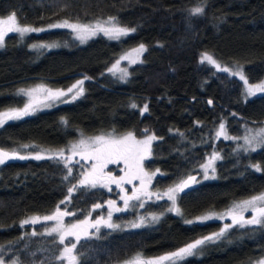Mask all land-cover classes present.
I'll use <instances>...</instances> for the list:
<instances>
[{
  "label": "trees",
  "instance_id": "1",
  "mask_svg": "<svg viewBox=\"0 0 264 264\" xmlns=\"http://www.w3.org/2000/svg\"><path fill=\"white\" fill-rule=\"evenodd\" d=\"M198 6L204 7V13L192 14ZM13 12L19 22L33 27L114 16L120 26L136 31L118 40L101 33L83 43L65 28L30 33L23 39L8 33L0 48V111L21 107L26 96L17 90L31 83L66 88L84 76L90 79L76 100L6 121L0 126V149L31 156L40 147L66 146L81 132L144 135L148 129V134L162 138L153 142L152 156L144 162L148 171L160 169L151 182L158 191L191 173L201 176L200 165L214 151L222 157L214 164L215 179L199 180L177 195L182 215L167 211L171 201L166 197L146 201L142 211L165 214L158 223L132 228L122 223L133 217L134 208L124 210L115 217L119 228L101 226L97 236L81 239L78 250L86 254L82 264H124L137 253L152 259L175 251L218 232L225 223L211 219L189 225L185 220L264 190V149L246 152L239 139L216 137L220 123L227 135L237 138L247 125L264 123V93L246 97L239 76L201 63L202 53L208 52L222 67L235 71L242 66L248 83L260 81L264 0H0V17ZM141 43L147 48L140 57L143 62L128 66L126 81L107 71ZM32 44L58 46L33 49ZM144 104L149 110L141 114ZM27 144L32 145L25 149ZM252 164L262 170L255 171L249 167ZM81 171L77 165L65 181L66 169L56 160L14 159L0 165V254L5 261L18 257V264H57L53 257L60 248L54 242L58 237L41 235L50 222L21 227L20 221L50 214ZM106 198L101 188H82L61 208L76 213L68 221L82 220L89 212L95 217L99 210H92V205ZM33 229L36 236L31 235ZM71 242L72 237L65 241L69 246ZM263 255L264 228L249 226L233 228L183 264H252Z\"/></svg>",
  "mask_w": 264,
  "mask_h": 264
},
{
  "label": "snow or ice",
  "instance_id": "2",
  "mask_svg": "<svg viewBox=\"0 0 264 264\" xmlns=\"http://www.w3.org/2000/svg\"><path fill=\"white\" fill-rule=\"evenodd\" d=\"M206 2L207 0H204V3ZM204 11V7L198 6L192 9L191 13L194 15H202ZM55 28L70 29L75 34L76 39L82 43L101 33L110 39L118 40L122 36H127L136 31L135 28L120 26L117 17L114 16H108L106 19L97 18L93 22L88 23H82L79 19L75 22L69 19H64L49 24L47 28L33 27L30 25L22 26L17 21L16 13L13 12L6 20L0 18V48L4 47L5 36L8 33L18 34V36L23 39L27 34L43 32ZM57 46L58 45L55 44L31 45L33 49L53 48ZM146 50V46L141 43L138 47L131 49L130 52L120 56L119 59L107 69V71L113 75L118 74L120 80L126 81L130 73L127 68L120 67L121 61L127 60L130 64H136L138 62L142 63L143 61L140 60L139 57H141ZM205 61L214 65L218 70L228 72L234 76H239L247 85L245 88L246 97L254 96L257 93H264V81L249 84L244 75L242 66L238 65L235 71L226 66L222 67L213 55L208 52H204L201 55V63ZM88 79H90V77L84 76L83 79L77 80L67 89H52L45 84L36 85L34 88L18 89V94L27 96L28 101L22 108H11L7 111L0 112V126H3L6 121L18 120L37 111L38 101L35 95L37 92L44 93L43 99L45 101H60L62 103H67L69 101L63 98L68 97L69 94H71L70 99L72 101L76 100L83 95V85ZM208 103L211 104L212 101H208ZM44 106L52 107L53 104L47 103ZM131 107L136 108L138 106L132 104ZM148 110V104H144L141 109V114L148 112ZM62 123L67 125L68 121L62 118ZM143 134V139H137L131 131L120 134L119 136L113 131L107 134H100L91 137H85L81 132L80 139L77 142L70 143L67 148H60L57 150L41 149L39 152H36L31 156L20 155L18 151L8 152L4 149H0V165H4L8 161L14 159L56 160L66 169L67 174L62 177L65 181H68L73 176V168L77 165L84 169V171H81L79 176L76 177V182L67 187V195L55 206V209L50 214L43 216L33 215L20 221L21 227L30 224L35 225L42 222H52V224L47 227L41 235L53 236L55 234V236L58 237L54 242L60 245V248L58 254L53 257V260L56 261L57 264H82V258H84L86 254L78 250V244L81 239H89L93 236H97L100 232L101 226L109 229L119 228L120 225L111 222L113 210L118 212L124 211L128 207V202L130 200L139 201L141 200V197L151 199L153 196L159 200L167 197V199L171 201V207H169L167 211L182 215L180 209L176 206L177 195L191 185L200 183V181L197 180L196 176L187 175L185 179H181L174 186L169 187L163 195L149 192L148 187L151 185L152 179L156 174L160 172V169L148 173L144 168V162L152 156L153 142L162 138L157 137L154 132L148 134V129H144ZM181 135L183 134L181 133ZM221 136L225 139H243L244 144L239 147H242L246 152H255L258 149H264V127L259 129H248L247 134L244 137L237 138L227 135L225 124L220 123L216 131V137L219 138ZM23 147L27 149L29 146L25 145ZM45 152H48L49 154L44 155L43 153ZM77 156H79L85 163L81 164V160H76L75 158ZM219 159H222V157L218 152L214 151L208 160L200 165V168L203 170L204 179L216 178L214 164L215 161ZM120 162H123L125 166L124 175L117 177L113 176L110 172L105 171L109 164H119ZM249 167L257 172L262 170L259 164H252ZM209 170L212 172L211 176H209ZM136 180L139 181V187L133 184V181ZM125 183L132 185L131 195H127L128 190L123 187ZM113 184L120 187L125 193V195L121 197L124 202V208L115 207L116 202L109 200L106 202L109 206L107 218L104 216H98L93 221L90 219L91 212H89L84 219L76 220L74 223L65 224V217L76 215L74 212H70L67 209L62 210L61 208L62 205L71 202L73 193L82 188H106L108 191H111V185ZM140 206L143 207V203H141ZM102 207H104L103 204L96 203L92 205V210L100 209ZM249 210H251L252 215L250 218H246L244 213ZM164 214V212L159 214H149L147 222L151 224L158 223ZM211 219H218L220 221L230 219V222L224 223L218 232L195 239L193 242H189L175 251L168 252L152 259H144L140 253H137L135 256L125 261L124 264H183V261L187 258L198 255L204 246L214 244L225 238L226 234L233 228L243 229L249 226H260L264 228V193L254 195L246 200L234 202L222 213L209 212L196 217L194 220H185V223L189 225L193 223H204ZM145 222L146 218L140 217L138 222H133L130 226L132 228H140L145 226ZM92 229L95 231H90ZM31 235H37L35 229H33ZM69 237L74 238V242H71L70 246L65 243ZM2 247L3 246H0V249H2ZM0 264H5V257L2 254H0ZM10 264H18V257L11 259ZM258 264H264V259L260 260Z\"/></svg>",
  "mask_w": 264,
  "mask_h": 264
},
{
  "label": "rangeland",
  "instance_id": "3",
  "mask_svg": "<svg viewBox=\"0 0 264 264\" xmlns=\"http://www.w3.org/2000/svg\"><path fill=\"white\" fill-rule=\"evenodd\" d=\"M10 15V14H9ZM9 15H6V16H2V17H0V18H2V19H7V17L9 16ZM106 19V18H105ZM17 21H18V19H17ZM62 21V20H61ZM71 21H73V20H71ZM73 22H75V21H73ZM80 22H82V23H88V22H93V21H88V22H83V21H80ZM18 23L20 24V25H29V24H24V23H21V22H19L18 21ZM30 26H32V25H30ZM72 34H73V36L75 37V34L72 32ZM76 38V37H75ZM139 46V45H138ZM138 46H136V47H138ZM136 47H133V48H136ZM133 48H131V49H133ZM131 49H129V50H127L125 53H127V52H130L131 51ZM125 53H123L122 55H124ZM121 55V56H122ZM119 59V58H118ZM139 59H140V57H139ZM130 65V63H129V61H127V60H124V61H121V64H120V67L121 68H128V66ZM112 66V65H111ZM118 75V74H117ZM261 81H264V77L260 80V81H258V82H256V83H259V82H261ZM244 82V81H243ZM75 83V82H74ZM74 83H72V84H74ZM39 84H45V85H47L45 82H42V81H38V82H35V83H31V84H29L28 86H23V87H21V88H25V89H27V88H34L36 85H39ZM71 84V85H72ZM250 84V83H249ZM253 84V83H252ZM71 85H69L68 87H70ZM244 85H245V88L247 87V85L244 83ZM49 87V86H48ZM68 87H66V88H63V87H60V88H63V89H67ZM50 88V87H49ZM52 89H57V88H52ZM36 98H37V101H38V104H37V110H41V109H46V108H49V107H45L44 105L45 104H47V103H52L53 104V106L54 105H56V104H58V103H60V101H56V102H52V101H45L44 99H43V97H44V93L43 92H37L36 94ZM70 96H71V94H69V96L68 97H65V98H63V99H67V100H70ZM27 101H28V97L26 96V100H25V103H27ZM24 103V104H25ZM24 104L21 106V107H15V108H22L23 106H24ZM9 109H11V108H7V109H4V110H2V111H7V110H9ZM2 111H0V112H2ZM262 127H264V123H260V124H256V125H247L246 126V130H245V132L239 137V138H242V137H244L246 134H247V130L248 129H259V128H262ZM127 132H129V131H127ZM127 132H122V133H115L117 136H119L120 134H123V133H127ZM107 133H109V132H99V133H95V134H90V135H87V134H84V136L85 137H91V136H96V135H100V134H107ZM135 135V137L137 138V139H143L144 138V135H136V134H134ZM80 139V136H78L75 140H73V141H71L70 143H73V142H77L78 140ZM69 143V144H70ZM68 144V145H69ZM239 144L240 145H243L244 144V140L243 139H239ZM30 145H32V144H27V146H30ZM68 145H66V146H62V147H40L38 150H36L35 152H33V154H30V155H34L36 152H39L41 149H46V150H57V149H60V148H67V146ZM44 155H48L49 153L48 152H45V153H43ZM67 154V153H66ZM211 155H209L208 156V158L210 157ZM208 158H207V160H208ZM76 160H81V158L79 157V156H77L76 158H75ZM206 160V161H207ZM205 161V162H206ZM204 162V163H205ZM74 163V162H73ZM85 162L83 161V160H81V164H84ZM203 163V164H204ZM146 170V169H145ZM82 171H84V169L82 168ZM105 171L106 172H110L113 176H121V175H124V172H125V166H124V164H123V162H120L119 164H109L108 165V167L105 169ZM148 173H152V172H154L155 170H151V171H148V170H146ZM201 172H202V174H201V176H199V178L197 179L198 181L199 180H203L204 179V177H203V170L201 169ZM212 175V172H211V170H209V176H211ZM133 184H135V185H137V187H139V181L138 180H136V181H133ZM123 187L124 188H126L128 191H127V195H131V192H132V185L131 184H127V183H125L124 185H123ZM169 187H167L166 189H164V190H154V189H152L151 188V185H149V187H148V191L149 192H152V193H158V194H160V195H163V193L164 192H166L167 191V189H168ZM101 189H103L105 192H106V195H107V198L105 199V201L104 202H99V203H101V204H103L104 205V207H102V208H100V209H97V210H99V213L94 217H90V219L91 220H95L98 216H104L105 218H107V213H108V209H109V206L107 205V201H109V200H113V201H115L116 202V204H115V207H119V208H124V202H123V200L121 199V197L122 196H124L125 195V193L121 190V188L120 187H118L117 185H115V184H113V185H111V191H108V189H106V188H101ZM261 193H264V190L263 191H261V192H259V193H257V194H254V195H259V194H261ZM254 195H252V196H254ZM252 196H249V197H246V198H243V199H239V200H236V201H234V202H239V201H242V200H246V199H249L250 197H252ZM165 198V197H164ZM167 198V197H166ZM152 200H157L156 199V197L155 196H153L151 199H147L146 197H141V200H130L129 202H128V207L125 209V210H132L133 208H134V215H133V217H131V218H129L128 220H125L123 223H122V225L123 226H125V227H131L130 225H131V223H133V222H138L139 221V218L140 217H145L146 218V222H145V224L146 223H148L147 222V220H148V218H149V214H152V213H154V212H145V211H142V209H143V207H141L140 206V204L141 203H143V206H144V203L146 202V201H152ZM160 200V199H159ZM234 202H232L228 207H226V208H224V209H222V210H219V211H215V210H210V211H206V212H204V213H202V214H200V215H198V216H201V215H204V214H207V213H209V212H217V213H222V212H224V211H226ZM63 210V209H62ZM124 211H115V210H113V214H112V220H111V222L112 223H114V224H117L118 225V222L117 221H115V217L116 216H119V215H121V213H123ZM247 212H249V213H251V210H249V211H247ZM244 215H245V217L246 216H248V215H246V212L244 213ZM198 216H196V217H198ZM249 218H250V216H249ZM76 221V220H75ZM75 221H68V217H65V220H64V222H65V224H69V223H74ZM224 222L225 223H229L230 222V219H226V220H224ZM52 224V222H50V224L47 226V227H49L50 225ZM47 227H45L44 228V230L47 228ZM92 230H94V229H92ZM92 230H90V231H92ZM262 259H264V255L263 256H261V257H259V258H257L255 261H253V263L252 264H258V262L260 261V260H262ZM5 264H10V261H5Z\"/></svg>",
  "mask_w": 264,
  "mask_h": 264
},
{
  "label": "water",
  "instance_id": "4",
  "mask_svg": "<svg viewBox=\"0 0 264 264\" xmlns=\"http://www.w3.org/2000/svg\"><path fill=\"white\" fill-rule=\"evenodd\" d=\"M189 175L196 176V178L198 179V177H199V172L191 173V174H189ZM186 177H187V176H186ZM186 177H185V178H186ZM185 178H184V179H185ZM191 187H192V185H191L189 188L185 189V190H184L183 192H181V193H184V192L188 191Z\"/></svg>",
  "mask_w": 264,
  "mask_h": 264
}]
</instances>
